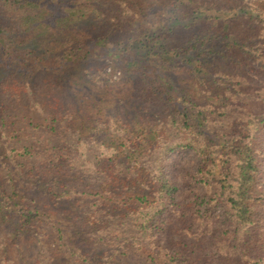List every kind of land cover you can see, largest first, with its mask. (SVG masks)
Segmentation results:
<instances>
[{
  "label": "trees",
  "instance_id": "obj_1",
  "mask_svg": "<svg viewBox=\"0 0 264 264\" xmlns=\"http://www.w3.org/2000/svg\"><path fill=\"white\" fill-rule=\"evenodd\" d=\"M0 264H264V0H0Z\"/></svg>",
  "mask_w": 264,
  "mask_h": 264
},
{
  "label": "rangeland",
  "instance_id": "obj_2",
  "mask_svg": "<svg viewBox=\"0 0 264 264\" xmlns=\"http://www.w3.org/2000/svg\"><path fill=\"white\" fill-rule=\"evenodd\" d=\"M105 71L107 73H112L113 74V78L116 79V80H120L122 75H121V72L118 71V70H115L114 71V68L112 67V65L109 64V66H107V68L105 69ZM178 71V72H177ZM178 73L176 74V76L178 77H181V73H179V70L175 69L173 70V73ZM180 79V78H179ZM133 137V136H132ZM179 160L182 162V166L184 168H187L189 170H196L197 167H198V163H199V159L191 152L190 149H185V150H182L181 152L175 154ZM79 208V206H75L74 209L77 211Z\"/></svg>",
  "mask_w": 264,
  "mask_h": 264
}]
</instances>
